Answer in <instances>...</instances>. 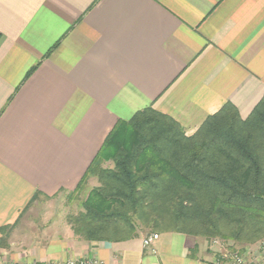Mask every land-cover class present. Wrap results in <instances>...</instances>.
<instances>
[{"label":"crops","instance_id":"0c3cea01","mask_svg":"<svg viewBox=\"0 0 264 264\" xmlns=\"http://www.w3.org/2000/svg\"><path fill=\"white\" fill-rule=\"evenodd\" d=\"M262 99L264 0H0V264L256 251L175 232L149 249L140 235L88 241L64 204L117 123L150 108L191 137L226 104L245 120Z\"/></svg>","mask_w":264,"mask_h":264},{"label":"trees","instance_id":"16d2710c","mask_svg":"<svg viewBox=\"0 0 264 264\" xmlns=\"http://www.w3.org/2000/svg\"><path fill=\"white\" fill-rule=\"evenodd\" d=\"M111 162L113 168H102ZM100 183L68 218L88 241L136 237L134 223L238 246L264 241V99L242 120L226 104L186 137L146 109L119 122L81 179ZM3 245V243H0Z\"/></svg>","mask_w":264,"mask_h":264},{"label":"built area","instance_id":"2783aa9c","mask_svg":"<svg viewBox=\"0 0 264 264\" xmlns=\"http://www.w3.org/2000/svg\"><path fill=\"white\" fill-rule=\"evenodd\" d=\"M159 239L158 234H149L142 238V245L144 249H149L154 242ZM218 241L214 240L213 244H216ZM224 258L230 259L232 264H260L264 263V241L259 243V246L254 252H245L240 253L238 251L227 254ZM220 262V261H217ZM59 264H100L95 259H77L69 260Z\"/></svg>","mask_w":264,"mask_h":264},{"label":"rangeland","instance_id":"374dc122","mask_svg":"<svg viewBox=\"0 0 264 264\" xmlns=\"http://www.w3.org/2000/svg\"><path fill=\"white\" fill-rule=\"evenodd\" d=\"M110 164H112L111 162H104L103 164H102V168H113V166L112 167H109L110 166ZM113 165V164H112ZM91 178H93V179H96L97 180V178L95 177V176H92V177H90L89 179H91ZM88 179V180H89ZM97 183H98V186L97 187H95V188H98L99 186H100V183H99V181L97 180ZM86 188H87V186H86V184L84 185V187L82 186V189L79 191V192H77V193H75L74 195H72V196H69L68 197V199H73V202H67V203H65L64 205H65V213H67L68 214V216L69 217H66L67 218V222H68V218H70L71 216H75V214L76 213H78V211L80 212L81 210H82V203H83V199H84V197H85V190H86ZM94 188V189H95ZM84 193V194H83ZM81 194H83L82 196H81ZM78 199V202L77 201H75V200H77ZM75 201V202H74ZM70 203H72V204H70ZM63 209V208H62ZM64 211V210H63ZM134 230H135V232H136V235L138 236V235H140V236H142V237H144V236H147V235H149V234H160V233H158V232H153V231H149L148 229H144L139 223H137V222H135L134 223ZM221 242V241H220ZM229 244V243H228ZM233 243L232 242H230V245L231 246H233L232 245Z\"/></svg>","mask_w":264,"mask_h":264}]
</instances>
